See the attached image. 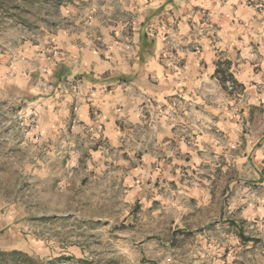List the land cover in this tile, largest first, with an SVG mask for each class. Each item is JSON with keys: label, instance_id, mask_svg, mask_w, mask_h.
<instances>
[{"label": "crops", "instance_id": "obj_1", "mask_svg": "<svg viewBox=\"0 0 264 264\" xmlns=\"http://www.w3.org/2000/svg\"><path fill=\"white\" fill-rule=\"evenodd\" d=\"M40 6V45L22 40L0 52L1 140L14 135L23 103L39 111L37 125L23 122L32 139L33 130L48 146L105 143L92 153L111 151L126 180L198 176L189 190L200 198L168 219L169 264H264V234L245 231L251 217L235 210L244 201L205 196L215 176L234 177L227 191L264 186V0ZM143 240V248L163 245Z\"/></svg>", "mask_w": 264, "mask_h": 264}, {"label": "rangeland", "instance_id": "obj_2", "mask_svg": "<svg viewBox=\"0 0 264 264\" xmlns=\"http://www.w3.org/2000/svg\"><path fill=\"white\" fill-rule=\"evenodd\" d=\"M40 8V0H0V52L22 40L40 45ZM15 110L14 135L9 141L0 137V264H24L25 254L44 264H169L168 219L186 211L185 201L200 198L189 190L199 177L126 180L111 151L107 159L92 153L107 144L83 139L48 146L33 130L32 139L23 124L37 125L39 111L24 109L23 103ZM231 178L207 181L215 190L206 198L244 201L246 207L235 209L251 217L244 230L264 234V207H247L264 200V186L239 183L227 191ZM145 237L161 241V249L143 248Z\"/></svg>", "mask_w": 264, "mask_h": 264}, {"label": "built area", "instance_id": "obj_3", "mask_svg": "<svg viewBox=\"0 0 264 264\" xmlns=\"http://www.w3.org/2000/svg\"><path fill=\"white\" fill-rule=\"evenodd\" d=\"M203 13H206V12L203 11ZM52 50H53L54 55L61 56V51H59L58 48L53 47ZM194 50L196 52H200L202 50L201 45L198 44V43L195 44L194 45ZM225 87H226L227 91H229V92H233L234 93L237 90L236 83L233 80H231V79L226 80ZM33 121H35V117L34 116H33ZM73 121L75 122L76 120L74 119ZM35 136L38 137V133H35Z\"/></svg>", "mask_w": 264, "mask_h": 264}, {"label": "trees", "instance_id": "obj_4", "mask_svg": "<svg viewBox=\"0 0 264 264\" xmlns=\"http://www.w3.org/2000/svg\"><path fill=\"white\" fill-rule=\"evenodd\" d=\"M21 254L20 252H14L13 255L17 256ZM26 257V260L24 262V264H44V262L42 261H36L35 259H33L31 256H29L28 254L24 255ZM58 260L52 261L51 264H55Z\"/></svg>", "mask_w": 264, "mask_h": 264}]
</instances>
